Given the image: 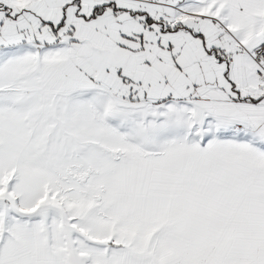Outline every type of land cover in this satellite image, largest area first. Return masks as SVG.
Masks as SVG:
<instances>
[{
    "label": "snow or ice",
    "instance_id": "snow-or-ice-1",
    "mask_svg": "<svg viewBox=\"0 0 264 264\" xmlns=\"http://www.w3.org/2000/svg\"><path fill=\"white\" fill-rule=\"evenodd\" d=\"M0 264H264V0H0Z\"/></svg>",
    "mask_w": 264,
    "mask_h": 264
}]
</instances>
